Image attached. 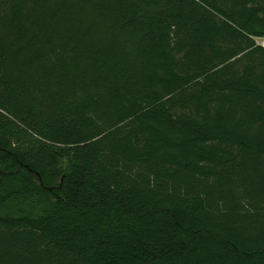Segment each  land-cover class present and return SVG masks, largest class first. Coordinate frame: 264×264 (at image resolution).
Segmentation results:
<instances>
[{"label": "trees", "instance_id": "obj_1", "mask_svg": "<svg viewBox=\"0 0 264 264\" xmlns=\"http://www.w3.org/2000/svg\"><path fill=\"white\" fill-rule=\"evenodd\" d=\"M0 264H264V0H0Z\"/></svg>", "mask_w": 264, "mask_h": 264}, {"label": "rangeland", "instance_id": "obj_2", "mask_svg": "<svg viewBox=\"0 0 264 264\" xmlns=\"http://www.w3.org/2000/svg\"><path fill=\"white\" fill-rule=\"evenodd\" d=\"M260 42L262 43V42H263V40H261V39H260Z\"/></svg>", "mask_w": 264, "mask_h": 264}]
</instances>
